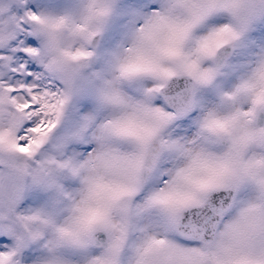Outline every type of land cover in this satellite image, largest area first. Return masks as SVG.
Segmentation results:
<instances>
[{"label":"snow or ice","instance_id":"6c2138e0","mask_svg":"<svg viewBox=\"0 0 264 264\" xmlns=\"http://www.w3.org/2000/svg\"><path fill=\"white\" fill-rule=\"evenodd\" d=\"M0 0V264H264V0Z\"/></svg>","mask_w":264,"mask_h":264},{"label":"rangeland","instance_id":"374dc122","mask_svg":"<svg viewBox=\"0 0 264 264\" xmlns=\"http://www.w3.org/2000/svg\"><path fill=\"white\" fill-rule=\"evenodd\" d=\"M67 1L70 2V0H67ZM67 1L66 0H48V3L46 5V10L57 13V14H62V13H64V10L62 8H60L59 5H64L67 3ZM122 7H123V0H117V11L113 15L111 20L109 21V25H108L107 29L105 30L104 34L102 35V37L100 39L101 47H108L110 44V38L114 34L119 33L122 30L120 23H122L124 20L118 19L122 16L119 13V12H121ZM127 22H128V24H130L131 20L130 21L128 20ZM118 25L120 27H118Z\"/></svg>","mask_w":264,"mask_h":264},{"label":"bare ground","instance_id":"6f19581e","mask_svg":"<svg viewBox=\"0 0 264 264\" xmlns=\"http://www.w3.org/2000/svg\"><path fill=\"white\" fill-rule=\"evenodd\" d=\"M67 1V0H66ZM64 4V3H63ZM60 8H62L65 11H76L78 9V6H79V0H70V2L67 1L66 4L64 5H59ZM120 15H122L120 18H118L119 20L122 19L124 20L122 23H120V26L122 27L121 29H123L124 27L128 26V18L123 14V7L121 8V12H119ZM130 21V20H129ZM117 25V24H116ZM118 25V27H120ZM116 31V30H115ZM117 34V33H116ZM115 35V34H114ZM113 35V36H114ZM112 36V37H113Z\"/></svg>","mask_w":264,"mask_h":264}]
</instances>
